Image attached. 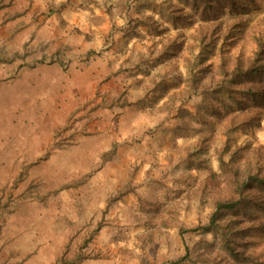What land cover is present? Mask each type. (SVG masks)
Returning a JSON list of instances; mask_svg holds the SVG:
<instances>
[{
	"label": "rangeland",
	"instance_id": "374dc122",
	"mask_svg": "<svg viewBox=\"0 0 264 264\" xmlns=\"http://www.w3.org/2000/svg\"><path fill=\"white\" fill-rule=\"evenodd\" d=\"M260 50L264 0H0V264L224 262L194 229L264 178Z\"/></svg>",
	"mask_w": 264,
	"mask_h": 264
},
{
	"label": "trees",
	"instance_id": "16d2710c",
	"mask_svg": "<svg viewBox=\"0 0 264 264\" xmlns=\"http://www.w3.org/2000/svg\"><path fill=\"white\" fill-rule=\"evenodd\" d=\"M207 7L210 8V5L207 3ZM259 44L262 45L261 40H258ZM261 47V46H260ZM264 52L258 51L255 54V58L250 63L249 68L253 71L263 68L261 60L264 59ZM228 166L227 163L224 164ZM228 174L226 176V181L228 186L233 188L235 192L228 193L224 189V193L218 194V198L215 200V212L210 218L208 224L204 226H199L194 230H204L206 232H214V234H220V252L223 256V261L217 260H203L199 262V259H205L203 256L199 257L196 255H201L197 251H192L191 248L186 246V249L183 252V255L180 257V261L191 260L192 264L202 263V264H264V246L261 243H258L256 240V235H261L264 239V223L258 224L249 228H240L241 219H245L246 223L251 225L254 220L253 218L248 217V212L246 211V202L244 196V189H248L252 183V186H258L261 189L262 198L258 202V213L256 216H253L254 219L258 220L263 218L261 212H264V178L260 176H255L251 178V181L245 180L242 175L234 170L233 168L228 167ZM212 180L211 183H213ZM209 182L204 184V188ZM251 187V186H250ZM219 186H217L218 192ZM251 223V224H250ZM248 225V226H249ZM182 232L184 228H182ZM189 231V230H188ZM194 256L193 258H191Z\"/></svg>",
	"mask_w": 264,
	"mask_h": 264
}]
</instances>
